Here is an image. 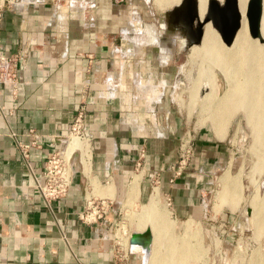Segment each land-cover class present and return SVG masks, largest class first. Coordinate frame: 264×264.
Listing matches in <instances>:
<instances>
[{"label":"crops","instance_id":"1","mask_svg":"<svg viewBox=\"0 0 264 264\" xmlns=\"http://www.w3.org/2000/svg\"><path fill=\"white\" fill-rule=\"evenodd\" d=\"M176 1L152 0L160 13L151 23L133 14L135 0H16L3 11L0 54L16 56V80L12 91L0 83V264H138V257L143 264L139 250L117 252L113 227L122 207L135 202L139 210L126 212L144 217L160 204L175 228L207 217V194L232 147L226 129L219 137L199 126L189 164L169 182L188 124L172 95L181 66L174 56L187 47L181 26L164 14ZM150 25L167 26L163 54L149 43ZM81 106L87 140L72 156L65 195L46 203L32 173L62 146ZM32 140L24 160L18 145ZM89 197L112 204L84 223L77 213Z\"/></svg>","mask_w":264,"mask_h":264},{"label":"rangeland","instance_id":"2","mask_svg":"<svg viewBox=\"0 0 264 264\" xmlns=\"http://www.w3.org/2000/svg\"><path fill=\"white\" fill-rule=\"evenodd\" d=\"M128 1L118 0V3L125 4ZM135 2L132 6L133 14H138L143 22L158 18L160 12L153 6L152 0ZM177 31L182 36L180 29ZM246 35L251 38L247 30ZM258 42L264 43L257 40ZM182 44L184 45V41L181 40ZM199 44H195L198 48L195 52L197 55L192 51V45L175 54L174 61L181 63V66L175 75L178 85L173 87L172 95L182 107V117L187 118L188 124L183 127L182 133L188 130L192 137L193 131L198 130L201 125L205 129L211 128L213 133L215 129L219 137L223 136L225 129L227 130L226 139L232 147V153L227 166L216 170L212 192L207 194L212 199V209L206 211L207 217H203L200 223L189 218L183 222L184 228H175L176 225L170 220L167 209L160 204H155L153 210L150 207L149 214L144 217H134L129 211L126 212L127 209L133 213L139 210V206L134 202L129 208L122 207L121 212L117 214V225L113 227V233L122 223V227L127 233L129 231L130 236L131 231L139 230L135 222L142 224L141 229L145 228L143 232L149 231L150 239L137 242L146 252L149 248V254L143 253L147 264H264V140L255 132L257 126L254 129L252 122L256 121L255 125H259L260 119H255L257 116L254 114V118L248 122L245 111L240 107L237 110L231 109L219 116L220 118L217 116L218 119L214 117V102L218 99L219 103L227 101L223 93L230 87L231 82L226 77L227 71L215 67L216 64L209 61L206 57L208 55L199 49ZM206 58L208 61L205 62ZM217 120L220 121L218 125ZM76 141L78 142V139ZM74 159H77V155H74L72 162ZM222 174L229 175V181H222ZM234 179H237L235 184L230 183ZM229 185L232 186L230 190ZM155 191L154 187L152 193ZM221 191L226 194L222 195ZM127 218L134 221L128 223ZM116 240L118 241V238ZM171 251L175 253L172 254ZM152 256H156V259Z\"/></svg>","mask_w":264,"mask_h":264},{"label":"bare ground","instance_id":"3","mask_svg":"<svg viewBox=\"0 0 264 264\" xmlns=\"http://www.w3.org/2000/svg\"><path fill=\"white\" fill-rule=\"evenodd\" d=\"M163 1L164 0H155V4L158 6V4L162 3ZM167 1H171V0H167ZM217 1H219V0H217ZM206 2H207V0H196L197 12H198V16L200 19L204 15ZM245 3H246V0H236V7H237V10L239 12V25L234 32V35L232 37L231 42L228 45H224L220 41V39L217 36V33L215 32L214 28L210 25L209 22H206L203 25L204 27H203V32H202L200 44L199 43L198 44L200 46L199 49H201L206 55H208L206 57H208V59H210L209 61H212L213 63L216 64L215 67L218 66L220 69H225L227 71V72L225 71L226 77L231 82L230 87H228L229 89L227 88L228 90L226 89L223 93V95L225 94V96H226L225 100H227V101L219 103L218 102L219 99H218L214 102L215 106H214V109L212 111L214 117L217 118V116H218V118H220L221 116H223L224 113H228L231 109L235 108L237 110L240 107V109L245 111L246 118H248V120H249L248 122H250L251 119L254 118V114L257 116L255 119H257V118L260 119V121L258 122L259 125L258 124L255 125L256 121L252 120V122H254L253 127L257 126V129H256V127L254 128L257 131H255V130L254 131L256 133L258 132L259 133L258 135H260V137L262 136L261 139L264 140V43H259V42L257 43L256 38H248V36L246 35V21H245V16H244ZM169 4H171V3L169 2L167 5H169ZM160 7H162V6H160ZM258 32H259V36L261 38H264V0H260V14H259V21H258ZM197 50H198V48L195 47V44H192V51L195 53ZM199 51H198V54H199ZM195 55H197V53H195ZM195 55L193 54V56H195ZM191 57H192V55H190V59H191ZM204 61L205 62L208 61L207 58ZM210 90L213 92L212 88ZM206 95H205V97H207ZM223 95H222V97H223ZM209 97H210V95H209ZM209 97H208V99H209ZM218 103H219V105H218ZM219 122L220 121L217 120L216 125H218ZM252 122H251V124H252ZM77 139H78V142L77 141L75 142V140H77ZM81 140L83 141L84 139H80L78 136H76L74 134H70L66 138L64 147L60 150V152L64 156V158L68 159L67 165H68V170H69L70 174H72V171L70 168V164L72 162L71 158H74V157H72L73 154L76 151L80 150ZM223 174L221 175L222 177L224 176L223 177L224 180H222V181H225V180L229 181V175L225 176ZM235 181H237V179L232 180V182H230V183L234 182V184H235ZM219 182H220V180H219ZM220 183H223V182H220ZM230 183H228V184H230ZM224 187H225V184H224ZM231 187L232 186L228 187V189ZM234 187H235V185H234ZM231 191H233V190H231ZM227 192H229V191H227ZM221 193H222V191H221ZM223 194H226V193L224 192V193H222V195ZM227 195H228V193H227ZM231 196H232V194H231ZM154 198H155V196H154ZM152 208H153V206H151V209ZM157 216H159V215H157ZM162 216H163V214H162ZM262 223H264V221ZM120 228H121V231H119ZM133 233H135V236L132 238L133 240L129 244V251L132 252L133 250H139L142 253H148L149 254V248H148V251L146 252V250L143 248V246L138 244V242H136V240H135V239H137L140 242L141 241H145V242L148 241L150 239L149 231L146 230L145 232H142L139 234H138V231H135ZM127 235H128V233L126 232L125 228L122 227V223L119 224V227L116 231V236L118 238L117 242L124 249H125V246H127V241H128ZM130 237H131V234H130ZM128 243H129V241H128ZM171 253H172V251H171ZM174 253H172V254H174ZM154 254L156 255V252ZM155 257L152 256V258H155ZM153 263H154V261H153Z\"/></svg>","mask_w":264,"mask_h":264},{"label":"built area","instance_id":"4","mask_svg":"<svg viewBox=\"0 0 264 264\" xmlns=\"http://www.w3.org/2000/svg\"><path fill=\"white\" fill-rule=\"evenodd\" d=\"M15 1L16 0H0V22L3 11L12 6ZM15 80L16 56H4L0 54V83L8 85L12 91V89L15 88ZM83 115L84 107L81 106L69 125V131L62 141V146L67 136L70 134H74L80 139L87 140L83 132ZM34 143L35 141L32 140L30 143L18 145L22 159H26L28 148ZM62 146L46 155L43 162V169L40 173H32L34 186L46 203L64 196L71 182L72 174H70L68 170V159H65L60 152ZM193 151L192 137L189 131L186 130L182 133L179 139L177 158L172 166L169 182H172L176 177L181 175L182 171L189 164ZM164 203L168 206L170 204L169 199H165ZM111 204L112 200L106 197H89L85 201L83 210L77 213V217L84 223H93L103 218ZM114 237L119 255L122 252L121 255L128 253L129 250L122 248L116 240L117 237ZM124 250L126 252H124Z\"/></svg>","mask_w":264,"mask_h":264},{"label":"water","instance_id":"5","mask_svg":"<svg viewBox=\"0 0 264 264\" xmlns=\"http://www.w3.org/2000/svg\"><path fill=\"white\" fill-rule=\"evenodd\" d=\"M169 20H174L181 26L183 37L187 43L185 47L198 44L201 40L203 25L209 22L224 45H228L239 25V12L236 0H207L205 12L201 19L198 16L196 0H180L170 10L164 13ZM260 14V0H246L244 16L246 30L251 38L264 41L259 36L258 21ZM185 43V42H184ZM135 233H131L129 244Z\"/></svg>","mask_w":264,"mask_h":264},{"label":"clouds","instance_id":"6","mask_svg":"<svg viewBox=\"0 0 264 264\" xmlns=\"http://www.w3.org/2000/svg\"><path fill=\"white\" fill-rule=\"evenodd\" d=\"M166 33H167V26L166 25H164L163 27H158V28L155 27V26H151L150 25L147 28V35L149 37V43H150V45L159 48V51H160L161 54H163V53H165L167 51V49L165 47L161 46L162 45L163 38L166 35ZM180 39L182 41H184L185 44L187 43L185 37L180 36ZM173 46L175 48H177L176 39L173 41ZM162 63H164V64L169 63V58L168 57H165L162 60ZM143 264H147V258L146 257L143 260Z\"/></svg>","mask_w":264,"mask_h":264},{"label":"flooded vegetation","instance_id":"7","mask_svg":"<svg viewBox=\"0 0 264 264\" xmlns=\"http://www.w3.org/2000/svg\"><path fill=\"white\" fill-rule=\"evenodd\" d=\"M176 85H174V87H175Z\"/></svg>","mask_w":264,"mask_h":264}]
</instances>
